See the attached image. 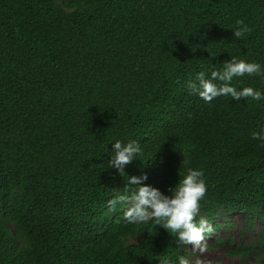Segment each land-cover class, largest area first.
I'll use <instances>...</instances> for the list:
<instances>
[{
	"label": "trees",
	"instance_id": "1",
	"mask_svg": "<svg viewBox=\"0 0 264 264\" xmlns=\"http://www.w3.org/2000/svg\"><path fill=\"white\" fill-rule=\"evenodd\" d=\"M232 57L264 70V0H0V264H209L155 218L125 221L127 175L171 195L199 169L194 223H263L264 97L187 86ZM230 83L264 93V72ZM116 140L141 149L124 175Z\"/></svg>",
	"mask_w": 264,
	"mask_h": 264
},
{
	"label": "clouds",
	"instance_id": "2",
	"mask_svg": "<svg viewBox=\"0 0 264 264\" xmlns=\"http://www.w3.org/2000/svg\"><path fill=\"white\" fill-rule=\"evenodd\" d=\"M243 25V21H237ZM248 29L238 28L234 31V36L240 37ZM264 70L257 62L236 59L232 57L226 61L223 69L214 70L210 76L206 77L204 72L197 74L193 81L188 82V88L196 92L205 101H211L219 95H230L239 100L241 97H252L260 99L264 93L253 87H243L237 90L230 83L234 76L244 74L261 75ZM254 138L264 141V130L260 133H253ZM141 151L136 140L122 142L116 140L111 144L110 165L121 175L125 173V166L132 162ZM147 179V174L141 176L127 175V185H135L131 193L118 194L115 202L127 201L129 206L123 213L127 223L146 222L155 218L157 224L162 225L166 230L170 229L177 234V239L184 243L199 242L203 239L202 228L194 223V216L198 209V202L206 191L203 172L199 169H189L187 173L171 188V195L162 193L158 188L143 183ZM164 221L160 223V221ZM169 264V261H164ZM178 264H190V261L180 256Z\"/></svg>",
	"mask_w": 264,
	"mask_h": 264
},
{
	"label": "rangeland",
	"instance_id": "3",
	"mask_svg": "<svg viewBox=\"0 0 264 264\" xmlns=\"http://www.w3.org/2000/svg\"><path fill=\"white\" fill-rule=\"evenodd\" d=\"M262 231L264 222L240 212L220 211L213 221L204 217L203 239L190 243L192 260L209 264H258L263 250L260 243ZM248 248L251 250L245 254L243 250Z\"/></svg>",
	"mask_w": 264,
	"mask_h": 264
}]
</instances>
